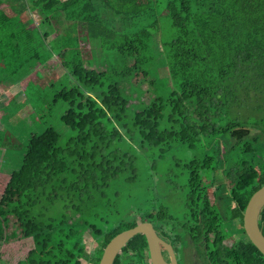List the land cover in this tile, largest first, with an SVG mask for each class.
<instances>
[{
	"label": "trees",
	"instance_id": "1",
	"mask_svg": "<svg viewBox=\"0 0 264 264\" xmlns=\"http://www.w3.org/2000/svg\"><path fill=\"white\" fill-rule=\"evenodd\" d=\"M150 2L157 3L121 0V7H129L128 16L135 18L147 13ZM29 4L40 17L38 31L29 36L38 43L32 56L28 49L29 59L36 63L42 62L40 31L45 29V44L65 20L80 24L97 42L102 64H106L104 47L138 58L154 45L153 33H158L155 19L154 32L141 30L125 36L119 47L107 48L117 34L96 12L114 11L112 0H29ZM161 8L174 32L167 42H158L165 51L168 76L177 87L165 99H154L136 111L126 124L122 122L130 101L118 86L103 89L106 66L101 71L87 67L77 46L58 40L75 86L64 89L57 99L68 104L62 121L76 135L64 144L53 128L33 135L19 170L9 176L0 196V248L15 228L32 241L19 264H98L108 242L121 232L144 222L154 227L159 217L172 221L166 208L130 207L122 188L138 179L137 157L130 150L161 145L160 152L165 153L174 142L189 149L198 146L203 153L201 161L187 165L183 214L189 216L184 224L188 234L195 236V229L198 234L206 232L205 264H264L242 227L248 200L264 186V0H169ZM66 51L72 52L69 63ZM165 108L170 110L168 127L160 129ZM210 172L212 177L207 176ZM206 186L216 188L217 204L205 196ZM61 202L70 215L53 216L50 208ZM235 219L240 222V237L229 246L225 242ZM9 222L14 227L9 228ZM259 226L264 235V207ZM86 234L95 241L94 254L87 250ZM115 264H151L146 237L131 239Z\"/></svg>",
	"mask_w": 264,
	"mask_h": 264
},
{
	"label": "rangeland",
	"instance_id": "2",
	"mask_svg": "<svg viewBox=\"0 0 264 264\" xmlns=\"http://www.w3.org/2000/svg\"><path fill=\"white\" fill-rule=\"evenodd\" d=\"M112 1L115 3L114 11L101 8L96 12L103 24L108 29H113L117 34L113 41H109L107 48H112V45L119 47L124 43L125 36L141 30L154 32L153 23L155 19L158 22V33L156 35L155 32L153 33L152 44L154 43V45L147 48L138 58L131 57L128 53L120 55L115 49H109V51H106L105 47L103 49L107 70V77L103 80V89L105 90L109 86H118L122 91V97L126 101H130L126 117L122 122L124 124L131 122L136 111H141L154 99H165L176 89L177 84L170 80L168 69L164 64L165 51L158 42L159 40L163 42L170 40L174 29L167 16L162 15L161 12V7L169 0H155L156 4L150 2L147 13L143 14L142 12L135 18L128 16L131 14L129 13L130 8L121 7V0ZM36 30L38 31L37 26ZM54 31L51 30V32ZM59 31L56 29V34ZM11 32V30L3 29L0 35V90L6 97L2 100L3 102H0V107L2 106L0 115V126L2 124L0 128V196L9 176L19 170L25 152L28 151L29 140L33 135L42 134L46 129L53 128L59 133L62 144L76 135V131L62 121V116L69 107L68 104L57 99V95L64 89L75 86L68 69L65 67L63 69L62 64L58 63L62 55L60 53L62 42L52 35L48 46L47 43H43L42 35H38L42 62L36 63L34 59L24 61L19 57L26 56L27 53L17 52L16 43L20 40L17 36L12 37ZM78 38L80 36L74 34V30L64 36V40L73 43L74 46H78L75 42ZM32 43L33 47L38 45L36 41L34 42V37ZM33 47L30 51L31 56ZM52 48L56 55L53 54ZM65 53L68 56L64 59L69 63L72 52L66 51ZM99 54L101 52L97 51V55ZM49 59L52 64L46 68L44 67L45 61ZM141 60H143L142 64L137 65V62ZM85 64L89 67L90 63ZM98 71H101V68H98ZM20 88L24 89L22 95ZM169 111V108L163 109V117L159 120L160 129L168 127L167 115ZM161 149V145H145L144 149L130 150L137 157L138 179L127 188H122L124 189L122 196L125 202L130 204V207H142L145 210L150 207L158 209L161 206L167 208L170 217L178 218L184 212L185 195L187 194V165L192 161H201L203 153L198 146L197 149H189L187 144L176 142L172 143L170 149L165 153H161ZM207 176L212 177L213 172ZM206 187L207 195L213 200V189H210V186ZM50 212L53 216L70 215L62 202L51 207ZM11 227H14L12 222L9 225V228ZM85 238L88 252L94 254L95 241L87 234ZM9 240L4 242L3 247L0 248V264H19L26 258L31 248V238H24L20 229L16 230L15 228ZM83 264L87 263L83 262Z\"/></svg>",
	"mask_w": 264,
	"mask_h": 264
},
{
	"label": "crops",
	"instance_id": "3",
	"mask_svg": "<svg viewBox=\"0 0 264 264\" xmlns=\"http://www.w3.org/2000/svg\"><path fill=\"white\" fill-rule=\"evenodd\" d=\"M29 4V0H0V35L2 34L3 29L11 30L10 33L11 36H17L18 40H20L18 43H16V48L18 53H27V55H22V57H19L24 59V61H28V49L31 51L33 47V43L31 42L29 36H33L36 30V26L38 27V24L40 22L39 15L32 11V5L29 4L27 7H24L22 4L24 2H27ZM63 2L67 0H62ZM21 8V10H20ZM60 31L56 34H52L55 36L56 39H60L58 37L64 38V36H67L71 33V31L74 30V34H78L80 38L76 40L80 59L85 63L88 64L90 67H92L95 70H98V68L105 67V64H102V58L101 54L97 55V51H99V48L97 46V42L95 40H92L87 37V32L85 31V28L81 27L80 24H71L67 22L66 20L61 23V25L57 28ZM45 29L43 28L42 31H40L41 35H44ZM51 33V30L49 31ZM48 32V33H49ZM27 33L26 35H24ZM24 35V36H22ZM25 39V40H24ZM50 38L47 40L48 46ZM60 60L58 61L59 64H62V67L64 69V60L63 56H60ZM44 65V67L48 68L50 64H52L51 60H48ZM40 73V69L38 70V75ZM34 77V76H33ZM24 89L20 88V94L22 95V91ZM2 91L0 90V102H3L2 100L6 97L3 95ZM2 107V106H1ZM1 107H0V115H1ZM1 122V119H0ZM2 127V124L0 128Z\"/></svg>",
	"mask_w": 264,
	"mask_h": 264
},
{
	"label": "water",
	"instance_id": "4",
	"mask_svg": "<svg viewBox=\"0 0 264 264\" xmlns=\"http://www.w3.org/2000/svg\"><path fill=\"white\" fill-rule=\"evenodd\" d=\"M264 207V186L252 194L242 214V227L252 246L264 258V235L259 226V216ZM143 234L146 237L151 264H177L170 247L166 246L155 233L151 223L144 222L136 227L123 231L108 242L98 264H115L116 259L135 236ZM160 246L164 247L170 257L166 263L161 255Z\"/></svg>",
	"mask_w": 264,
	"mask_h": 264
},
{
	"label": "flooded vegetation",
	"instance_id": "5",
	"mask_svg": "<svg viewBox=\"0 0 264 264\" xmlns=\"http://www.w3.org/2000/svg\"><path fill=\"white\" fill-rule=\"evenodd\" d=\"M213 189V188H210ZM205 196L211 200L213 204H217L215 198V189L212 191V198L207 195V187L204 188ZM163 207L160 206L158 208L161 211ZM167 209V208H166ZM168 217L172 220L170 222H166L161 220L159 217L155 226L153 227L158 238L166 244V246L170 247L175 261L177 264H205L207 258H209V246H207L206 239L207 235L204 230L198 234V230L195 229V236L188 234L187 229L184 228L185 222L189 216H185L183 213L180 217H170L167 213ZM189 220V218H188ZM232 226H235L234 231L230 230L229 237L225 243L232 246L240 237V222L238 219L232 221ZM223 222H219V226L226 231ZM153 226V225H152ZM228 230V229H227ZM198 238V242L195 239ZM232 239V241H230ZM161 255L166 263H170V257L167 250L160 246Z\"/></svg>",
	"mask_w": 264,
	"mask_h": 264
}]
</instances>
